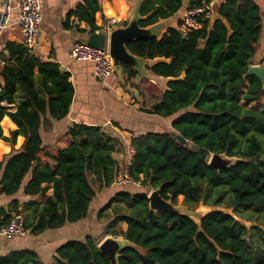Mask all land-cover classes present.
<instances>
[{"label": "trees", "instance_id": "1", "mask_svg": "<svg viewBox=\"0 0 264 264\" xmlns=\"http://www.w3.org/2000/svg\"><path fill=\"white\" fill-rule=\"evenodd\" d=\"M209 1L142 0L140 26L155 25L184 7L186 13ZM101 11V0H83L70 15L95 33L103 29L97 19ZM184 15L178 27H169L161 36L127 45L151 62L148 69L154 75L167 80L161 97L146 111L173 117L174 132L133 137L136 153L130 173L144 189L118 191L98 219L109 220L105 236L124 237L134 244L120 252L119 264H264V88L255 75L245 77L261 37L262 12L254 0H223L212 19L187 35L179 29ZM4 49L9 53H3L5 64L0 68V138L13 147L21 139L23 145L0 161V191L12 196L24 186L25 194L45 197L26 204L32 214L25 219L26 230L39 235L83 219L97 194L95 184L100 189L112 186L119 172L112 155L114 139L100 126L80 123L70 127L68 146H45L43 120H61L70 111L75 94L70 74L58 63L40 60L22 44L9 42ZM124 72L128 80L138 75L127 65ZM141 81L156 96L158 82L149 77ZM18 92L21 103L8 111L2 103H14ZM7 115L18 127L10 137L2 128ZM214 153L242 161L219 171L209 164ZM159 187L162 196L175 204L209 209L199 220L156 213L145 190ZM50 188L53 194L47 195ZM226 200L235 209L258 212L260 223L250 226L248 219L220 208ZM12 203L14 211H21L18 199ZM122 222L127 223L126 230L119 228ZM98 245L93 235L67 241L56 248L54 261L111 264ZM0 264L44 262L36 250L26 248L0 256Z\"/></svg>", "mask_w": 264, "mask_h": 264}, {"label": "crops", "instance_id": "2", "mask_svg": "<svg viewBox=\"0 0 264 264\" xmlns=\"http://www.w3.org/2000/svg\"><path fill=\"white\" fill-rule=\"evenodd\" d=\"M2 1H8L14 6L9 14V26L4 29L1 35L2 41L4 45L9 42L21 44L22 34L18 23L19 11L15 8L17 0ZM82 1L41 0L43 18L37 45L31 53L42 61L58 63L64 71L70 74V80L75 89L73 102L66 117L61 120H53L47 117L43 120L41 126L43 143L45 146L53 148H64L72 142L68 131L74 124L83 123L100 126L114 139L112 142L114 145L112 155L118 161L120 170L122 165L128 160V149L132 145L133 137L148 132H174L172 128L173 117H162L146 111L154 101L161 97L160 92L163 90L167 80L154 75L148 69L151 62L146 59L143 60L142 73H138L137 76L128 80L127 74L124 72V84L119 82L116 74L105 81H101L94 75L92 63L73 59L70 56L73 45L76 42H87L88 36L91 34L89 31L90 27L85 22L80 21L74 15H70V12L74 11ZM141 1L138 0L137 4L139 5ZM221 1L223 0H216L214 11H217ZM254 1L260 6L262 12V33L256 45V55L252 64H261L264 67V0ZM129 2L130 0H101L102 11L97 13L98 23L102 25L103 18L104 21L108 20V24L104 22L103 29L111 30L117 26L109 24L111 20H126L132 9ZM189 2L190 0H184L185 4ZM185 10L184 7L174 17L157 23V36H161L169 27H178V21L184 15ZM3 53L8 55L9 52L4 49ZM148 77L158 82V85L154 87L155 91H158L156 96H153L146 88L145 83L141 81L143 78ZM22 99L21 92H18L14 103L3 102L2 105L8 111L13 112L17 109ZM2 128L3 134L10 137L11 132L18 127L7 115L2 120ZM22 145L23 140L21 139L16 140L13 147L11 142L0 138V161L6 159L14 151L19 152L22 149ZM29 176L30 174L27 175L24 185ZM95 185L97 194L83 219L77 222H68L61 228L49 229L39 235L28 233L24 237L0 236V256L14 250L29 248L39 253L44 264H56L54 257L56 248L59 245L73 239H84L87 235L95 236L96 232L94 231L99 228H101L99 231L105 229L104 227L107 226L109 220L98 219V213L114 194L122 189L131 191L144 189L143 186L135 187L133 185H112L100 189L98 184ZM43 186L51 187L52 184L44 183ZM23 187L12 196L3 194L0 191V224L4 225L3 223L8 220L6 217H11L14 212L12 203L14 199L19 200V206L25 219H28V214L32 215L30 210L26 208L27 203L33 200H45L44 196L25 194ZM52 194L53 189L50 188L47 195ZM120 228L126 230L127 223H120Z\"/></svg>", "mask_w": 264, "mask_h": 264}, {"label": "built area", "instance_id": "3", "mask_svg": "<svg viewBox=\"0 0 264 264\" xmlns=\"http://www.w3.org/2000/svg\"><path fill=\"white\" fill-rule=\"evenodd\" d=\"M215 2L216 0H211L188 10L179 28L182 35H187L191 30L202 27L204 21L212 19ZM12 7L14 6L8 1L0 0V68L4 65L3 52L5 46L1 35L4 29L9 26V14ZM15 8L19 11L18 23L22 34L21 44L29 52H33L38 42L43 18L41 0H17ZM70 56L77 61L92 63L94 75L101 81H105L115 74V64L108 46L97 48L87 42H76L71 49ZM135 153V147L131 145L128 149V160L119 170L112 185L142 186L141 181L136 180L130 173V166ZM152 189L146 190L148 195ZM27 234L25 216L21 211H14L9 221L0 226V236L2 237H24Z\"/></svg>", "mask_w": 264, "mask_h": 264}, {"label": "water", "instance_id": "4", "mask_svg": "<svg viewBox=\"0 0 264 264\" xmlns=\"http://www.w3.org/2000/svg\"><path fill=\"white\" fill-rule=\"evenodd\" d=\"M142 2V1H141ZM140 2V4H141ZM140 4L135 7L130 20L126 25H119L111 30L102 29L88 36L87 43L97 47L104 48L108 46L110 55L114 60V72L120 83H125L124 65L135 69L138 73H142L144 58L133 54L128 49V43L137 39L152 38L157 36V26L149 27L140 26ZM255 75L264 88V67L261 64H252L245 77ZM174 137L178 135L172 133ZM182 143H186L184 136H179ZM242 158L237 156H228L226 153H214L209 159V164L219 171L227 170L236 165ZM149 207L156 213H173L183 214L195 219L194 213L184 204H175L172 200L165 199L161 194V187L152 189L148 195ZM203 215L200 216V218ZM199 218V219H200ZM198 219V220H199ZM197 220V219H195ZM134 245L124 237L107 235L101 243L99 249L109 257L111 264H119L118 258L120 252L127 246Z\"/></svg>", "mask_w": 264, "mask_h": 264}, {"label": "rangeland", "instance_id": "5", "mask_svg": "<svg viewBox=\"0 0 264 264\" xmlns=\"http://www.w3.org/2000/svg\"><path fill=\"white\" fill-rule=\"evenodd\" d=\"M132 3H135V4H132ZM137 3H138V0H130L129 4H130L132 9H131V13L126 18V20L125 19L124 20H115V21L111 20V22L109 24L119 26V25H122L123 21L128 22L133 15V12H134V9H135V6L137 5ZM104 22H105V24H108V20L103 21V24H104ZM117 26H115V27H117ZM186 206L194 213L195 219H197V220L200 218L201 215H203L209 209L207 206L201 205V204L200 205L199 204H187ZM219 206L222 209L234 211L236 213V215H240L241 217L248 219V224L250 226H256L260 223L258 212L253 211L252 209H246V208L235 209L234 207L231 206L229 200L224 201ZM102 220H106V218H103ZM119 228H120V224H119ZM99 230H101V228L97 229L94 232H96L95 236H96L97 242L101 243V241L106 236L104 235V229L102 231H99Z\"/></svg>", "mask_w": 264, "mask_h": 264}, {"label": "bare ground", "instance_id": "6", "mask_svg": "<svg viewBox=\"0 0 264 264\" xmlns=\"http://www.w3.org/2000/svg\"><path fill=\"white\" fill-rule=\"evenodd\" d=\"M126 25V24H125Z\"/></svg>", "mask_w": 264, "mask_h": 264}]
</instances>
